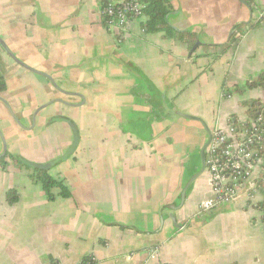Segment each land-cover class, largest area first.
Listing matches in <instances>:
<instances>
[{
    "label": "crops",
    "instance_id": "crops-1",
    "mask_svg": "<svg viewBox=\"0 0 264 264\" xmlns=\"http://www.w3.org/2000/svg\"><path fill=\"white\" fill-rule=\"evenodd\" d=\"M106 1L0 0L1 40L43 72L0 45V264H264V195L250 182L200 212L212 196L204 170L174 211L186 226L167 216L207 139L200 121L175 111L212 131L264 98L249 86L264 73V0H172L170 24L200 32L190 56L192 46L146 32L144 15L108 29ZM57 99L33 125L36 108ZM54 115L67 119L48 122ZM74 128L75 150L49 169L71 195L49 199L14 158L52 160Z\"/></svg>",
    "mask_w": 264,
    "mask_h": 264
},
{
    "label": "built area",
    "instance_id": "built-area-1",
    "mask_svg": "<svg viewBox=\"0 0 264 264\" xmlns=\"http://www.w3.org/2000/svg\"><path fill=\"white\" fill-rule=\"evenodd\" d=\"M143 8L140 0H108L102 6V15L108 29L123 30L130 18L144 15ZM235 35L239 38L242 34L236 31ZM262 100L263 109L256 116L245 120L230 117L225 128L215 127L211 131L205 170L210 176L212 196L201 205L200 212L230 202L249 182L254 189H259L254 174L261 177L264 173V98ZM150 256L154 257L155 251Z\"/></svg>",
    "mask_w": 264,
    "mask_h": 264
},
{
    "label": "trees",
    "instance_id": "trees-1",
    "mask_svg": "<svg viewBox=\"0 0 264 264\" xmlns=\"http://www.w3.org/2000/svg\"><path fill=\"white\" fill-rule=\"evenodd\" d=\"M143 5V14L146 17L142 26L146 32H162L163 35L167 38H173L179 40L189 47H191L197 38V33L192 30H180L173 27L169 22V17L172 14L174 7L172 0H140ZM106 2L103 3L106 4ZM243 28V24L235 25L232 28V34L229 40L222 44V48L226 49L234 45L235 38L234 33L236 30ZM210 45H205L204 47H209ZM249 86H260L264 89V73L259 74L255 79H252L249 82ZM5 90V81L3 76L0 74V92ZM262 99L261 100H251L246 102L247 108L246 112L249 117L256 116L262 108ZM264 127V126H263ZM264 154V153H263ZM3 164H4V160ZM14 162L18 165L22 163L14 158ZM31 177L41 185L45 194L49 199H53L56 195L61 197H69L71 195L70 189L65 182V179L61 176H53L49 169L35 168L32 169ZM260 192L264 195V173L258 181ZM56 192V193H55ZM259 208L263 212L264 217V197L261 202L258 203ZM88 261L87 258H84L79 264H86Z\"/></svg>",
    "mask_w": 264,
    "mask_h": 264
},
{
    "label": "water",
    "instance_id": "water-1",
    "mask_svg": "<svg viewBox=\"0 0 264 264\" xmlns=\"http://www.w3.org/2000/svg\"><path fill=\"white\" fill-rule=\"evenodd\" d=\"M242 1H245V0H242ZM231 35V32L229 34V36ZM201 40H200V32L197 34V38H196V41L195 43L192 45V47L190 48L189 50V56L195 51V49L201 44ZM0 45L2 47L5 48V50L7 51V53L9 54V56L11 58H13V60H15L17 63H19L20 65L24 66L25 68L27 69H30L34 72H37V73H40L42 74L43 72H39L29 66H27L26 64H24L23 62H21L20 60H18V58H16L11 52L10 50H8V48L4 45L3 41L1 40L0 38ZM46 75V74H44ZM47 76V75H46ZM48 77V76H47ZM49 78V77H48ZM56 86V85H55ZM57 87V86H56ZM57 101H61L60 99H57V100H50L49 102L39 106L38 108H36V110L34 111V116H33V125L35 123V116L37 115L38 112H40L41 110H43L45 107L49 106L50 104L54 103V102H57ZM175 113L187 118V119H195V120H198L200 121L203 126L206 128V132H207V139L205 141V143L203 144L202 148H201V152H200V167L198 170H196L195 173H193L185 182H184V186L182 187L181 189V192L179 194V204H173L171 205L169 208H170V212H168V217L172 220V223L177 227V228H183L185 227L186 225H183V224H177V219H176V216H175V210L178 209V208H181L182 205L184 204L185 200L188 198V195L190 193V190H191V186H192V183L194 182V180L201 174L204 172L205 170V153H206V147L211 139V130L207 127V125L198 117L196 116H192V115H189V114H184L182 112H180L179 110H176ZM67 119V117L65 116H61V115H54L52 116L51 118H49L48 122L52 123V122H56V121H61V120H65ZM1 135V134H0ZM1 140H2V143H3V146H4V150L2 152L1 155H4L5 154V150H6V147H5V140L3 139L2 135H1ZM77 140H78V136H77V133L75 131V128L73 129V140L71 142V144L69 145V147L66 149L65 152H63L61 155L53 158L52 160H49L47 162H43V163H40V162H33V161H30L26 158H23L22 156H19V155H16V158L22 163L24 164L25 166H29L33 169L35 168H41V169H50L54 166H56L57 164L67 160L71 154L73 153V151L75 150V147H76V144H77ZM0 155V156H1ZM163 220H164V216L161 215L160 217V221H161V225H163Z\"/></svg>",
    "mask_w": 264,
    "mask_h": 264
},
{
    "label": "rangeland",
    "instance_id": "rangeland-1",
    "mask_svg": "<svg viewBox=\"0 0 264 264\" xmlns=\"http://www.w3.org/2000/svg\"><path fill=\"white\" fill-rule=\"evenodd\" d=\"M240 120H242V118H240Z\"/></svg>",
    "mask_w": 264,
    "mask_h": 264
}]
</instances>
